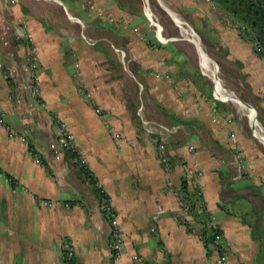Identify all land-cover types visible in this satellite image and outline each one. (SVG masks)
Wrapping results in <instances>:
<instances>
[{
	"label": "crops",
	"instance_id": "0c3cea01",
	"mask_svg": "<svg viewBox=\"0 0 264 264\" xmlns=\"http://www.w3.org/2000/svg\"><path fill=\"white\" fill-rule=\"evenodd\" d=\"M10 1L0 0V21L25 23L33 34L42 99L38 103L25 92L22 103H15L16 86L26 87L30 54L16 40L0 43V264H213L195 228L187 231L178 219L174 192L190 176L191 165L202 172L196 180L206 210L221 229L228 264H264V143L254 135L243 105L240 110L214 99L199 71L196 45L158 40L140 0H93L114 20L94 17L84 0ZM159 1L164 33L188 34L167 7L232 66L238 93L264 126V62L252 44L207 0ZM67 10L84 23L87 39ZM116 48L126 53L132 78L143 84L149 110L166 129L182 126L179 134L136 124L116 99L112 104L104 98V74L117 63ZM75 66L122 141L113 140L105 117L79 94ZM158 74H169L172 81ZM54 116L65 123L74 148L84 152L93 179L111 199L124 237V253L116 262L110 258L109 224L95 185L66 149L46 151L43 142L59 136ZM12 133H25L27 143ZM157 139L167 149L170 172L157 158ZM236 151L247 165L238 178L228 164ZM66 238L75 255L63 262L60 247Z\"/></svg>",
	"mask_w": 264,
	"mask_h": 264
},
{
	"label": "built area",
	"instance_id": "2783aa9c",
	"mask_svg": "<svg viewBox=\"0 0 264 264\" xmlns=\"http://www.w3.org/2000/svg\"><path fill=\"white\" fill-rule=\"evenodd\" d=\"M13 2V1H12ZM236 31H240V29L235 26L234 27ZM245 27H242L244 29ZM7 30H11V33L13 34V39L16 41H21L24 46L29 51V63L25 65L24 70L26 71V85H27V91L24 90V85L19 84L16 87L17 91V97H20L21 93L22 96L26 92L30 98H32L34 101H37L39 103V97H38V91H39V82H38V69H39V64H38V50L36 49L34 45V40L31 35V33L27 30V26L25 23H17V24H10L8 26H4V32L7 33ZM239 33V32H238ZM2 38V35L1 37ZM6 44V42H4ZM93 45V44H92ZM82 76L79 68L75 66L73 70V77L80 80V77ZM157 78H164L167 77L166 75H156ZM78 89L83 92L82 98L84 99L85 103L90 106L93 111L96 113V115L100 117H105L104 121L106 124V127L108 129V133L113 137V139L116 142L122 141V135L119 133V131L113 126V124L109 121V118L105 116L103 110L99 107V105L96 102L95 97L89 91V89L85 88V90H81V84L78 83ZM214 95H216L215 90H214ZM213 95L214 98H216ZM218 98V97H217ZM219 99V98H218ZM16 102L18 103L19 100L18 98L16 99ZM32 108V107H31ZM215 109H213V114H214ZM54 121L57 124L59 128V136L56 139V147L64 148L67 150H70L74 155L72 156V161L73 163L80 167V168H86L87 167V160L82 151H79L74 148L73 145V136L72 134L67 130L65 124L56 116H54ZM143 125L145 127L148 126H155L158 128H162L163 130H168L172 135H177L182 131V126L177 125L174 126L171 129H166L163 125L156 123V122H150L148 120L142 121ZM4 124L3 118L0 117V125ZM258 124V122H257ZM255 131V130H254ZM12 135L17 136L22 142L26 143L27 137L25 133H19L15 134L12 133ZM229 139L236 145V137L234 133L229 134ZM155 147L157 151V158L162 166V168L166 172L171 171V161L169 159L167 149L165 147V144L157 139L155 140ZM190 149H193L192 144H190ZM30 153L34 154L32 151ZM35 162L37 164H40V158L35 157ZM229 165H232L236 168V178L240 177V175L246 171L247 165L244 161V157L239 151H236L234 154L233 159L228 163ZM187 174L190 176L187 177V180L189 182V185L191 189H194L197 191V195L199 197L198 200V206L197 210L200 212L201 209L203 208V198H202V191L200 185L197 183V178L202 175V172L200 169H198L195 165H191L187 169ZM192 177V179H191ZM97 187L99 188L101 192V197H100V202H99V209L101 213L104 215L106 221L109 224V251H110V258L113 262H116L119 260L123 253H124V237L121 231L120 223L118 221V217L116 215V211L113 207V204L111 202V199L108 197V195L100 188L98 185ZM174 194L176 195V200L178 207L180 209V216L179 220L181 221L182 225L185 227V229L188 231L190 228L189 224L191 222V212L188 208V203L185 201L182 197V194L179 192V190H175ZM191 225V224H190ZM209 229L214 233V239L210 243H208L205 248H206V254L208 257L211 259L213 264H228V257L226 250L224 248V242H223V237H222V232L218 224L211 219L209 222ZM151 231H155L154 228H151ZM198 237L201 239V235L196 233ZM75 255L74 248L72 246V243L70 239L66 238L63 240L62 245L60 247V258L63 262L69 261L71 258H73ZM133 259L138 260L137 256H133Z\"/></svg>",
	"mask_w": 264,
	"mask_h": 264
},
{
	"label": "rangeland",
	"instance_id": "374dc122",
	"mask_svg": "<svg viewBox=\"0 0 264 264\" xmlns=\"http://www.w3.org/2000/svg\"><path fill=\"white\" fill-rule=\"evenodd\" d=\"M161 1H159V2H161ZM14 2H15L14 0L10 1V3H14ZM139 2H140V7L142 8L144 17H145L146 21L148 23H150V25L154 31V34L156 35L158 40H161V41L162 40L163 41H171V40H184V41L186 40V41H188L189 40V41H192L196 45L197 51H198L197 52V54H198V56H197L198 57V68H199V71H201L203 73V75H205V77L207 78L208 85L210 87V91H211L212 95H214V90H215L216 95H214V96L215 97L217 96L219 98L218 99L216 97L214 99L218 102H222V103H226V104H232L236 107H239V109L242 110L243 108H240L241 106L237 103V101L231 100L225 94V93H227L228 95L232 96L234 99H237L239 102L240 101L243 102L242 95L238 93V91H240V89L236 85L237 81H236V79H234L235 73L232 69V66L227 64L226 61H222V59L219 58L218 56L214 55V52H212L210 49H207L206 44H204L201 41V39H199L197 37V34H196L195 30L192 28L191 24L186 19H184L183 17L178 16L175 13H172L171 12L172 9L164 7L166 9V11L169 14H171V16L173 17V21H176L177 24L179 23V25L188 34L184 33L183 36H178V37H173V36L167 35L168 34L167 31H165V33H164V29H165L163 27L164 21L162 19L163 13H161V11H159L161 8H160V5L158 4L157 0H154V1H152V0H140ZM84 3H85L84 6H86L88 11L91 12L94 15V17H97V18L107 17L109 20H114L113 17L107 15L103 9L98 7L93 0H84ZM67 16L69 17V20L72 22V24L79 28L80 35L87 39L88 37L86 35L84 23L80 19L73 16V14L68 10H67ZM13 23H16V22H11V21H7V20H3V19L0 21V37L2 35V38H0V43H2L5 46L9 45L10 40H15V39H13V34L11 33V30H7V33L4 32V26H8V25L13 24ZM27 30L30 32L28 26H27ZM31 35H32L33 40H34V36L32 33H31ZM10 36L12 38H10ZM4 42H6V44ZM17 42L23 44L19 40ZM87 43L90 46H93L95 44L94 41H90V40H87ZM34 45H35L36 49L38 50V48L35 44V40H34ZM201 51L206 55V58H207L206 61H207V64L209 65V67L211 68V70L214 69V67H215L216 79L218 80L219 85L223 89L225 88L224 89L225 93L217 86L216 79H214V74L212 73V71L211 70L206 71V69L202 66L203 59H202ZM114 52L116 53V54H114V58H115L117 63L116 64L113 63L112 65L109 64L108 67L113 68V70L111 73L108 72L107 74H104V77L105 76L108 77L107 78V81H108L107 87L105 86V88H104V91L107 93V96L104 98L107 100L108 103H112V104L115 103L114 100L116 99L119 102V106L126 108V111L129 114L131 120L136 124H140L142 121H146V120L160 124L158 119L155 118V116L153 115V112L149 110L150 105H148V103H147L148 96L146 95L143 84L140 81L134 80L130 74V65L128 64V61L126 60V53L123 50H121L120 48H116ZM38 60H39V53H38ZM213 65H214V67H213ZM81 74H82V72H81ZM166 76L167 77L161 78V80H166L167 82L172 81L169 74H166ZM73 80L75 83L81 84V90H85V88L87 87V85L84 83V81L82 79V76L80 77L79 81H78V79H76L74 77H73ZM26 81H27V78H26ZM38 82H39L38 97L41 98L39 77H38ZM76 86H77V84H76ZM24 90L27 91V85H26V87L24 85ZM78 92L81 96L83 95V92L80 91L79 89H78ZM108 93H111V95ZM13 94H14V96L12 95V97H13L15 103L20 105L22 103V98H23L22 93H21L20 97H17V95H18L17 91H15V93H13ZM119 97H121V98L119 99ZM17 98L19 100L18 103L16 102ZM244 109H245V113H248L249 120H251V122L253 124V130H255L253 132L254 135L257 138H259V140L261 142H263L260 139L257 132L260 135L264 136V129H262L261 125L257 124V121L255 119V113H254L253 109L252 110L247 109V108H245V106H244ZM25 116H26V114H25ZM101 118L103 119V117H101ZM107 118H109V117L107 116ZM106 129H107V127H106ZM107 132H108V129H107ZM26 137H27V135H26ZM55 141H56V139L52 140L50 138V139L46 140L45 142H43L44 145H46V147H47L46 148L47 152H50L52 154H57V147H56ZM26 143H27V140H26ZM29 151L33 152L34 150L29 148ZM66 151H68V150L66 149ZM79 151H81V150H79ZM70 155H71V153H70ZM56 157H57V155H56ZM85 157H86V155H85Z\"/></svg>",
	"mask_w": 264,
	"mask_h": 264
},
{
	"label": "trees",
	"instance_id": "16d2710c",
	"mask_svg": "<svg viewBox=\"0 0 264 264\" xmlns=\"http://www.w3.org/2000/svg\"><path fill=\"white\" fill-rule=\"evenodd\" d=\"M207 1L222 12L230 20L233 27L237 26L240 29L238 31L239 35L242 39L252 44L255 54L264 62V0ZM242 27L245 28L242 29ZM68 151L71 153V156L74 155L70 150ZM81 170L95 185L96 191L99 197H101L102 194L88 167L81 168ZM178 190L182 194L183 199L187 201L188 208L191 212V225L189 224L190 228L188 231L193 232L195 228L197 233L201 235V240L206 246L214 239V233L208 227L212 216L206 210L205 203H203V208L200 212L197 210L199 197L197 191L191 189L187 179L181 181Z\"/></svg>",
	"mask_w": 264,
	"mask_h": 264
},
{
	"label": "bare ground",
	"instance_id": "6f19581e",
	"mask_svg": "<svg viewBox=\"0 0 264 264\" xmlns=\"http://www.w3.org/2000/svg\"><path fill=\"white\" fill-rule=\"evenodd\" d=\"M202 59H203V61H202V66L206 69V71L207 70H211V68L209 67V65L207 64V61H206V57L205 56H202ZM213 67H214V65H213ZM203 68V69H204ZM212 71V73L214 74V79H216V71H215V67H214V69H212L211 70ZM216 83H217V86L225 93V91H224V89L219 85V82H218V80L216 79ZM231 100H233V101H237V103L239 104V105H241L242 106V104L237 100V99H233V97L232 96H230V95H228L227 93H225ZM257 132V131H256ZM257 134L259 135V137H263V140H264V136H262V135H260L258 132H257Z\"/></svg>",
	"mask_w": 264,
	"mask_h": 264
},
{
	"label": "water",
	"instance_id": "95a60500",
	"mask_svg": "<svg viewBox=\"0 0 264 264\" xmlns=\"http://www.w3.org/2000/svg\"><path fill=\"white\" fill-rule=\"evenodd\" d=\"M201 55L206 57V55H205L202 51H201ZM233 99H234V98H233ZM240 102L245 106V108H247V109H251V110H252V108H251L249 105L245 104V103L242 102V101H240ZM253 111H254V110H253ZM254 113H255V111H254ZM255 119H256V121L258 122V124L261 125V123H260L259 119L257 118L256 114H255ZM261 127H262V129H264V126L261 125ZM260 139L264 142L263 137H262V138L260 137Z\"/></svg>",
	"mask_w": 264,
	"mask_h": 264
}]
</instances>
